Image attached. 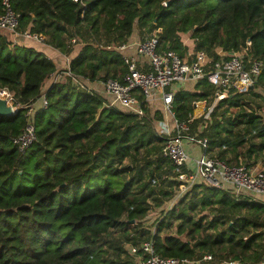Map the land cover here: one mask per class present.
Here are the masks:
<instances>
[{"label": "trees", "instance_id": "obj_1", "mask_svg": "<svg viewBox=\"0 0 264 264\" xmlns=\"http://www.w3.org/2000/svg\"><path fill=\"white\" fill-rule=\"evenodd\" d=\"M11 2L19 32L41 34L64 54L73 38L80 47L69 73L48 86L47 106L36 110V136L25 150L12 143L26 124L25 110L0 115V264H139L128 246L149 239L162 257L208 254L211 260L198 264H264L261 200L198 183L161 210L155 231L144 226L149 212L176 194L173 164L162 153L166 140L144 102L140 117L108 106L84 86L121 78L125 64L115 46L127 43L134 28L144 39L161 27L160 49L181 57L188 50L182 33H190L193 50L213 59L218 48L245 49L246 59L263 63L253 88L228 91L207 117L192 120L189 133L207 137L210 154L230 165L239 159L264 165V97L257 92L264 89V0ZM10 44L0 35V88L25 105L39 97L56 67L42 52ZM193 85L173 96V113L183 122L195 102L207 108L214 102L207 78ZM198 209L210 217L195 219Z\"/></svg>", "mask_w": 264, "mask_h": 264}, {"label": "built area", "instance_id": "obj_2", "mask_svg": "<svg viewBox=\"0 0 264 264\" xmlns=\"http://www.w3.org/2000/svg\"><path fill=\"white\" fill-rule=\"evenodd\" d=\"M1 4L0 31H8L12 35L13 44L18 35L44 41L41 34L18 31L19 16L13 10L11 0H1ZM162 33V28L156 27L152 33L137 43L134 54L125 53L128 43L115 46L125 64V70L120 79L109 78L103 82L105 94L112 98L106 104L116 105L124 112L142 117L145 113L142 102L149 108L156 100L160 101L164 116L161 119H153L152 125L156 133L166 140L162 153L171 160L175 173L171 178L178 182L174 198H179L195 184L204 183L209 187L229 190L236 196L243 195L252 200L264 201L263 162L243 163L239 159L237 163L230 165L212 156L207 137L189 133V124L196 117L193 116L187 122H183L175 117L172 110L173 96L178 89H184L188 82L195 83L207 78L215 88L214 103L208 107L205 114L207 117L215 103L224 98L228 91L247 94L256 83L263 63L252 58L246 59L245 49L218 54V59L209 57L203 51L188 49L181 57L174 50L160 49L159 37ZM71 42L75 44V38L71 39ZM249 44L247 41V45ZM74 81L77 80L74 78ZM45 93L46 91L40 93L38 97L40 106L36 107L35 101L25 105L16 102L13 92L0 88V99L4 100L12 111L15 112L17 108L25 110L24 129L12 139V143L20 151L25 150L35 139L33 118L38 108L47 106ZM138 95L143 99L140 100ZM186 145L197 146L200 150L198 157L190 166L187 165L189 154L185 150ZM171 205L172 203L168 202V208ZM128 248L131 253L137 255L139 264H198L212 258L208 254L195 260L162 257L155 252L152 239L137 246L129 245ZM224 264L239 263L231 261Z\"/></svg>", "mask_w": 264, "mask_h": 264}, {"label": "crops", "instance_id": "obj_3", "mask_svg": "<svg viewBox=\"0 0 264 264\" xmlns=\"http://www.w3.org/2000/svg\"><path fill=\"white\" fill-rule=\"evenodd\" d=\"M0 35L4 36L7 39V41H9L11 43L10 46L20 45V46L32 48L36 51L42 52L46 57H48L49 59H51L54 62L55 67H56V71L50 76V78L45 80L41 93L45 92L47 90L48 86L52 82H54L56 79H58V80L63 79V76L65 74L69 73L68 72L69 63H70L71 59L78 53L79 47H80L79 44H74L71 52L69 54H64V53H61L60 51H58L57 49L53 48L52 46L46 44L43 40L41 41V40H36V39H32V38H25L21 35H18L16 37L15 43L13 44L11 42L12 41V35L8 31L1 30ZM180 36H181L183 44L186 45L188 47V49L192 50L193 49V40L190 37V34L187 36L186 42L184 41L185 39L183 38L184 37L183 33L180 34ZM140 41H141V37L139 36L138 29L134 28L133 32L131 33L130 37L128 38L127 43L129 46L125 49V53L126 54H134L136 51L137 43ZM217 53L223 54L225 52H223L220 48H218ZM85 84H86L88 90H91V91H94V92L100 94L106 100V102L112 99L110 96H107L105 94L104 88H103V81H92V82H90V81L85 80ZM186 84L187 85L185 86L184 89L192 90L194 88L193 87L194 82H188ZM195 103H197V105L194 104V106H193L192 117L194 116V117L198 118L201 115H205L206 111L208 109L205 105L206 104L205 101H198ZM35 104H36V107L40 106L39 98H37L35 100ZM152 107H154L155 110L160 111L164 116V113L162 111V106H161V103L159 100H156L155 102H153V104H151V106H149L148 109L150 110V108H152ZM158 111H156V113ZM186 149H189L191 151L197 150V152L200 151L197 146H193V145H186Z\"/></svg>", "mask_w": 264, "mask_h": 264}, {"label": "rangeland", "instance_id": "obj_4", "mask_svg": "<svg viewBox=\"0 0 264 264\" xmlns=\"http://www.w3.org/2000/svg\"><path fill=\"white\" fill-rule=\"evenodd\" d=\"M190 33H183V35H184V41L186 42V40H187V36L189 35ZM257 92L258 93H260V94H262L263 95V97H264V89L263 88H261V87H259V88H257ZM214 103V102H213ZM206 105V104H205ZM264 106V105H263ZM155 107V106H154ZM154 107H152V108H150V110H149V113H150V116H152V118L153 119H161L162 117H163V114L160 112V111H158V110H155V108ZM156 111H158L159 113H160V115H161V117H158L159 115H156L157 113H156ZM185 150L187 151V153L189 154V162H188V166H190V165H192V162H193V160L194 159H196L197 157H198V155H199V151L197 152V150H195V151H191V150H189V149H186V147H185ZM244 163V162H243ZM175 200H177V198H174V200H171V202H169V203H172L173 204V202L175 201ZM168 208V202H166L164 205H163V207L162 208H158V209H153L152 211H150L149 212V214H148V216L146 217V219L143 221L144 223V226H146V227H148V228H150L152 231H155V227H156V223H157V219L161 216V214H162V212H161V210L162 209H167ZM208 213H209V211H208V209H198V210H196L195 212H194V217H195V219H199L200 217H202V216H206L207 218H209L210 216H208ZM176 225H177V222H174L173 223V226H172V228H171V230L170 231H168L167 233H170V232H174L175 231V227H176ZM182 239L183 240H186V238L185 237H183L182 236Z\"/></svg>", "mask_w": 264, "mask_h": 264}, {"label": "water", "instance_id": "obj_5", "mask_svg": "<svg viewBox=\"0 0 264 264\" xmlns=\"http://www.w3.org/2000/svg\"><path fill=\"white\" fill-rule=\"evenodd\" d=\"M84 86L87 88L86 85ZM13 113L14 111H12L11 107L6 105L4 100L0 99V115L11 116Z\"/></svg>", "mask_w": 264, "mask_h": 264}]
</instances>
